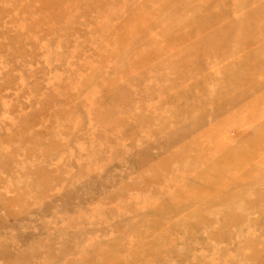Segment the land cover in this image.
<instances>
[{"label": "rangeland", "instance_id": "1", "mask_svg": "<svg viewBox=\"0 0 264 264\" xmlns=\"http://www.w3.org/2000/svg\"><path fill=\"white\" fill-rule=\"evenodd\" d=\"M252 1L0 0V264L258 263L264 177L209 188L182 163L236 125Z\"/></svg>", "mask_w": 264, "mask_h": 264}, {"label": "bare ground", "instance_id": "2", "mask_svg": "<svg viewBox=\"0 0 264 264\" xmlns=\"http://www.w3.org/2000/svg\"><path fill=\"white\" fill-rule=\"evenodd\" d=\"M252 5L254 4H251V6ZM252 8L253 7H251V9ZM239 11L241 12L242 9H240ZM253 43L259 45L251 51H249L250 49L244 51L242 50V55L239 56V58L234 59L232 62V66L236 67V70L233 71V78H235L234 89H237V87H239L244 90L246 89L247 92V94H240L239 97L235 96V101L233 100L232 102V106L235 105L236 125H227L229 127L224 131H207L200 136H191L189 144L185 149V159H183L182 163L188 164L189 170L195 171L191 180H194V182H203V180H206V178L209 177L210 180L206 181L208 183L207 187L209 188L221 185H230L229 187L240 185V187L244 186L245 189L252 190L254 192L258 191V185L254 183L255 185L253 184L249 186L247 185V182L251 179H254L253 181L256 182L260 177H264V42H262V39H256L253 40ZM245 46L248 47L247 45ZM258 50L263 51L261 53V51ZM186 93L188 95H192V93L197 92H195L194 89L188 88ZM244 103H247L245 112H243L242 110ZM186 107L187 106H185V108ZM185 108L182 107L184 111ZM185 112L188 113L190 112V110H187ZM206 119L207 118L204 117V119L198 121V123H191L189 127L192 130H197L196 125L204 124ZM228 121L230 122L231 120L228 119ZM232 132L236 133L235 137H231L229 135ZM225 137L227 138L226 141L230 146H235L236 143H238V148L246 146L245 149H242V152H238V164L235 166H233L232 164H230L229 167L226 166V163L234 160L236 158V155L232 153V148H229L227 145L223 146ZM222 138L223 140H220ZM222 147H225L228 150L224 152V149L221 150ZM248 148H250V150H248ZM217 164L221 165L217 167L215 166ZM217 168H219V170L215 171ZM233 168H237L235 170H240V173L244 178L237 179L235 181L224 179L221 177L223 175L222 173L227 174L234 171L232 170ZM184 177L186 178L188 176L184 175ZM255 207L258 206L256 205ZM258 221L260 222V220ZM256 224H258V222H256ZM255 244L256 245L254 247H256V249L253 251L252 258H255L257 260V264H264V239L258 240Z\"/></svg>", "mask_w": 264, "mask_h": 264}]
</instances>
